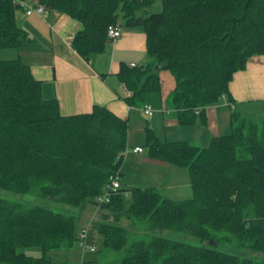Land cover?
Instances as JSON below:
<instances>
[{
    "label": "trees",
    "instance_id": "obj_1",
    "mask_svg": "<svg viewBox=\"0 0 264 264\" xmlns=\"http://www.w3.org/2000/svg\"><path fill=\"white\" fill-rule=\"evenodd\" d=\"M23 0H0V50L18 49L28 39L16 24ZM152 0H39L46 11L81 25L71 46L84 60L100 54L107 28L141 29L149 61L121 64L119 81L131 92L129 108L146 105L160 93L159 71L174 79L168 100L180 126L206 123L205 109L229 97V83L249 58L264 55V0H161L162 10L146 14ZM121 18V19H120ZM156 66L158 68H156ZM258 121V122H255ZM247 120L234 111L231 132L205 147L186 141H160L145 127L147 157L186 170L190 199L172 200L155 188H120L99 205L110 178L118 175L127 149V119L105 106L62 115L56 99L42 95L20 59L0 60V189L34 194L77 208L89 201L149 230H172L216 245L264 255V119ZM129 194L125 209L123 194ZM65 211V210H64ZM109 214L104 215L108 217ZM74 216L0 198V264H53L47 254L78 242ZM104 249L121 251L126 231L110 223L96 226ZM78 244V243H77ZM39 247L40 257L23 250ZM111 264H264L262 260L193 246L162 237L131 244Z\"/></svg>",
    "mask_w": 264,
    "mask_h": 264
},
{
    "label": "crops",
    "instance_id": "obj_2",
    "mask_svg": "<svg viewBox=\"0 0 264 264\" xmlns=\"http://www.w3.org/2000/svg\"><path fill=\"white\" fill-rule=\"evenodd\" d=\"M38 1L23 0L22 3L30 5ZM118 22L121 26L120 38L114 43L108 42L102 53L90 55L84 60L71 46L73 36L81 29L80 23L56 11H48L44 17L35 14L26 16L24 8H20L16 12V24L25 31L28 39L18 49H4L5 53H0V56L7 60L20 59L32 76L41 82L43 97L58 101L62 115L87 113L93 106L99 105L131 123L139 116H135V109L139 114L142 112L126 104L123 84L116 74L121 64L145 66L149 59L143 31L127 29L123 27L122 20ZM166 72L159 73L160 93H157L158 102L163 106L157 105L155 110L146 103L154 110L152 117L147 118L152 120L151 128L163 131L157 132L160 135L154 132L160 141H171L170 135L178 133L179 140L205 147L212 138L231 132L230 115L234 111L243 117L264 119V55L249 58L245 70L234 75L228 86L232 101L228 102L224 97L219 103L208 106L204 125L178 124L176 113L168 109L171 108L168 100L165 102L168 92L174 88V79ZM135 147L142 149L143 146L133 139L129 131L127 148ZM119 173L121 188L151 187L172 200L190 197L186 170L151 160L143 150L141 153H130L123 160Z\"/></svg>",
    "mask_w": 264,
    "mask_h": 264
},
{
    "label": "rangeland",
    "instance_id": "obj_3",
    "mask_svg": "<svg viewBox=\"0 0 264 264\" xmlns=\"http://www.w3.org/2000/svg\"><path fill=\"white\" fill-rule=\"evenodd\" d=\"M145 13L152 14V13H158L162 10V2L161 0H152L146 7H145ZM121 19V18H120ZM0 53H5L3 50H0ZM6 57H1L0 60H7L3 59ZM157 68V66H156ZM165 70H160L159 73H162ZM167 73V72H166ZM171 77V76H170ZM173 80V77H171ZM170 92H168V95L166 99L169 97ZM159 94H148L145 97V102L149 103L150 106H152L155 109V106L162 107V103L158 102ZM165 99V102H166ZM157 104H155L154 102ZM165 106V105H164ZM168 109L172 111L174 110L172 108ZM156 110V109H155ZM135 116H138L135 120L133 119L131 123L128 122V130L127 133L130 131V134L132 135L133 139L136 142H141L142 144V150L144 151V155L147 154V150L144 147L145 144V127L148 126L151 128V119H147L143 114H139L135 109ZM243 116V115H242ZM247 120L255 121L259 119H254L248 116H244ZM155 119L157 116L154 117ZM258 122V121H255ZM162 122L160 121V124ZM153 130V129H152ZM154 132H160L163 131H156L157 129H154ZM155 134V133H154ZM159 134V133H157ZM156 135V134H155ZM160 135V134H159ZM180 138L178 133L170 135L169 139L171 141L167 142H174V141H182L179 140ZM174 140V141H173ZM163 141V140H161ZM121 188V183H120ZM123 188V187H122ZM124 189H127V187L124 186ZM192 197V192L190 193V197L187 199H190ZM0 198L5 199L9 202L18 203L24 206H41L49 208L56 212H66L68 215H73L74 218V227H75V235L76 238L78 237L79 233L85 229H88L87 233V242L89 244H92V246L95 247V252H82L80 247L78 246L77 242L74 245L73 248L69 250H55L47 254V257H49L50 261L53 264H111L113 262L119 261L123 256L125 255L126 249L137 241H149L154 237H162L170 240L179 241L188 245L193 246H208L211 245L214 249L225 252L228 254H234V255H240V256H246L250 257L256 260H262L264 261V255L255 254L251 251L247 250H238L231 247L230 244L218 242L216 245L209 244L208 242H200L197 238L192 237L190 235L176 232L172 230H149L147 228V225L145 222H135L127 219L124 216H121L118 220H114L113 214L108 213L106 210L98 208L94 203H91L89 201L82 202L77 208L66 206V205H60L48 200H45L43 198H40L38 196H35L34 194H15L9 191H5L0 189ZM123 200H124V208L126 209L130 203L131 198L129 194L125 193L123 194ZM65 210V211H64ZM109 214L108 217H104V215ZM99 223H110L116 226H119L123 228L126 231V237H127V243L123 250L121 251H113L104 249L101 245V238L97 233L96 225ZM23 252L32 257H40L42 256L41 249L39 247H29L23 250Z\"/></svg>",
    "mask_w": 264,
    "mask_h": 264
},
{
    "label": "built area",
    "instance_id": "obj_4",
    "mask_svg": "<svg viewBox=\"0 0 264 264\" xmlns=\"http://www.w3.org/2000/svg\"><path fill=\"white\" fill-rule=\"evenodd\" d=\"M19 6L24 8L25 15L30 16L32 14H35L39 17H44L47 13L46 9L41 5H25L22 2H19ZM121 36L120 28H117L116 26H109L107 28V37L110 40V42L114 43L116 42ZM134 65L131 64V67ZM123 90L125 93V97L131 96V92L127 90V88L123 85ZM140 111L146 118L152 117L154 110L149 105H144L141 107ZM142 149L139 147H135L132 149H126L122 152H120L117 157L116 161H120L121 159H125L130 153H141ZM118 189H120V178L116 174L113 177L110 178L109 184L104 189V194L102 196H99L96 198V201L99 205L105 204L109 202L110 194L116 192ZM88 227L83 229L79 235H78V246L82 250V252H95V247L90 246L87 242V233H88Z\"/></svg>",
    "mask_w": 264,
    "mask_h": 264
},
{
    "label": "bare ground",
    "instance_id": "obj_5",
    "mask_svg": "<svg viewBox=\"0 0 264 264\" xmlns=\"http://www.w3.org/2000/svg\"><path fill=\"white\" fill-rule=\"evenodd\" d=\"M91 246V245H90ZM94 247V246H93Z\"/></svg>",
    "mask_w": 264,
    "mask_h": 264
},
{
    "label": "water",
    "instance_id": "obj_6",
    "mask_svg": "<svg viewBox=\"0 0 264 264\" xmlns=\"http://www.w3.org/2000/svg\"><path fill=\"white\" fill-rule=\"evenodd\" d=\"M158 68V67H157Z\"/></svg>",
    "mask_w": 264,
    "mask_h": 264
}]
</instances>
